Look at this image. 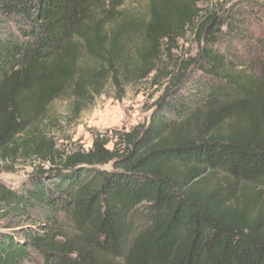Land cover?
<instances>
[{
  "label": "trees",
  "instance_id": "trees-1",
  "mask_svg": "<svg viewBox=\"0 0 264 264\" xmlns=\"http://www.w3.org/2000/svg\"><path fill=\"white\" fill-rule=\"evenodd\" d=\"M126 1L0 0V161H39L0 181V264H264V0ZM149 79V122L57 148V99Z\"/></svg>",
  "mask_w": 264,
  "mask_h": 264
},
{
  "label": "rangeland",
  "instance_id": "rangeland-1",
  "mask_svg": "<svg viewBox=\"0 0 264 264\" xmlns=\"http://www.w3.org/2000/svg\"><path fill=\"white\" fill-rule=\"evenodd\" d=\"M124 7L128 12H141L146 7V0H127ZM197 47L194 36L189 31L186 37L177 40L172 54L163 57V64L172 67L177 57L195 55ZM163 91L164 86L153 85L150 79L127 84L123 92L109 85L103 95L92 103L82 105L78 113L75 112L76 103L71 97H61L49 107L46 119L49 132L55 139L57 148L64 153L80 148L88 150L92 147L96 133L112 136L116 131H129L149 122L155 102ZM110 147H113V143ZM37 164L39 161L34 158L14 162L10 160L7 163L0 161V181L7 186L18 187ZM3 226L4 223L0 222V229Z\"/></svg>",
  "mask_w": 264,
  "mask_h": 264
}]
</instances>
